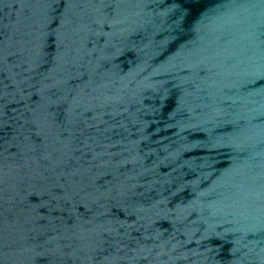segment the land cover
<instances>
[{"label":"water","instance_id":"1","mask_svg":"<svg viewBox=\"0 0 264 264\" xmlns=\"http://www.w3.org/2000/svg\"><path fill=\"white\" fill-rule=\"evenodd\" d=\"M0 264H264V0H0Z\"/></svg>","mask_w":264,"mask_h":264}]
</instances>
